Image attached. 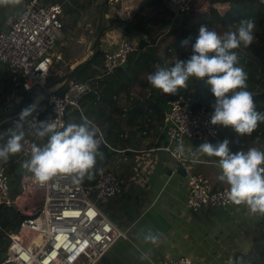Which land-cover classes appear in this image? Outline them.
Here are the masks:
<instances>
[{
	"label": "built area",
	"instance_id": "built-area-1",
	"mask_svg": "<svg viewBox=\"0 0 264 264\" xmlns=\"http://www.w3.org/2000/svg\"><path fill=\"white\" fill-rule=\"evenodd\" d=\"M264 3V0H259ZM176 14L193 11L197 0H166ZM0 4V73L9 70L17 85L6 104L19 102L25 96L45 88L55 62L63 60L57 46L64 37L63 7L57 1L28 0L22 12L7 27L1 25ZM140 41L122 38L117 50L105 53L102 73L89 80L66 82L63 94L48 92L35 105L32 117L48 118L67 124L69 113L82 111L81 102L88 95L101 99L100 80L113 75ZM2 77L0 76V81ZM81 86L84 90L81 91ZM257 104V103H255ZM212 109L197 106L193 91L179 93L169 101L165 116L166 145L162 148L177 164L187 160L176 152L186 139L219 140L222 126L210 124ZM34 135L26 134L25 150L20 161L30 156L31 143L42 144ZM173 153H176L175 155ZM25 172V170H24ZM12 181L7 166H0V225L3 207H15L21 220L7 234L9 245L1 264H99L112 246L127 234L110 220L101 204L123 190V180L113 171L104 170L92 185H74L70 179H54L46 185L21 179L22 192L12 196ZM188 205L198 211L203 207L229 208L228 188L216 187L201 174L188 173ZM153 264H199L189 256L168 257ZM236 264H240L237 262Z\"/></svg>",
	"mask_w": 264,
	"mask_h": 264
},
{
	"label": "crops",
	"instance_id": "crops-1",
	"mask_svg": "<svg viewBox=\"0 0 264 264\" xmlns=\"http://www.w3.org/2000/svg\"><path fill=\"white\" fill-rule=\"evenodd\" d=\"M218 3H226H213L214 9L223 15L215 6ZM130 4H134L133 1L118 0L116 3L115 19L118 21L100 40V48L105 53L117 50L122 38H142L135 32L128 33L125 30L126 23L134 15L132 12L135 5ZM25 5L14 14L2 12V27H7L22 12ZM190 13H175L166 33L187 27L179 21H182V16H188ZM141 101L145 102L147 99ZM121 102L118 99L117 104L124 110L134 106L122 105ZM260 110L258 111L263 112V109ZM143 118L145 131L139 130L141 126L126 130L125 137L130 139L131 144L118 141L112 142V147L105 141L111 150L109 153L115 152L110 161L117 158L119 171L109 169L108 164L102 168L98 177L104 170H111L124 184L122 194L119 193L122 196L118 197V194L111 198L114 200L110 212L106 213L104 209L103 211L127 234V238H120L99 264H153L168 257L181 256H189L199 264H228L230 258L233 264H264V257L258 256L255 251L254 241L257 236L264 234V217L251 214L244 205L233 204L229 208L203 207L198 211L192 210L188 205V173L204 175L216 187L228 188L227 184L217 179L219 169L214 162L218 158L200 156L199 159L204 161L203 163H192L191 153L204 141L186 139L183 156L187 160L179 163V166L185 167L186 170V175L183 176L173 171L177 161L162 149L167 143L165 122L150 111L145 113ZM70 122L75 121L73 119ZM226 138L232 142L229 146L233 152L246 151L251 147L264 151V123H260L251 136L243 137L238 136L230 127H221L219 140L209 142L216 143ZM95 181H84L83 184L89 186ZM121 223L128 225L127 229L120 227ZM145 227H152L164 233L158 244L143 241L140 232ZM142 256L146 258L141 259Z\"/></svg>",
	"mask_w": 264,
	"mask_h": 264
},
{
	"label": "clouds",
	"instance_id": "clouds-1",
	"mask_svg": "<svg viewBox=\"0 0 264 264\" xmlns=\"http://www.w3.org/2000/svg\"><path fill=\"white\" fill-rule=\"evenodd\" d=\"M20 0H0V4H19ZM257 24L254 19H243L235 30L218 33L207 25H201L195 42H181L190 46L187 59L178 57L168 64L157 63L154 71L147 74V82L163 94H177L188 89L190 78L204 81L215 98L210 124L231 128L238 136H251L260 123L264 112L256 110L252 92L248 91V74L240 64L241 46L248 49L256 40ZM84 86H81V91ZM21 101V100H20ZM36 106L21 110L18 120L5 132H0V161L7 162L13 155L25 150L26 134L34 135L42 144L31 143L30 156L22 161L25 170L23 180L46 185L54 179L68 178L74 185L85 179L92 180L97 169V159H104L101 145L105 142L101 129L88 117L81 122L58 123L48 118H33ZM229 139L216 143L205 140L191 153L192 163H203L200 156L218 158L214 163L219 169L218 181L228 185L227 200L236 206L244 205L253 214L264 217V151L255 147L233 152ZM185 153L183 143L177 150ZM174 155L176 153H173ZM140 235L145 243L158 244L164 233L145 227ZM142 256L141 259H145ZM228 264H233L230 258Z\"/></svg>",
	"mask_w": 264,
	"mask_h": 264
},
{
	"label": "trees",
	"instance_id": "trees-1",
	"mask_svg": "<svg viewBox=\"0 0 264 264\" xmlns=\"http://www.w3.org/2000/svg\"><path fill=\"white\" fill-rule=\"evenodd\" d=\"M165 2L166 0H144L141 3L140 8L137 9L131 20L127 22L125 26L126 32H135L142 37L138 50L128 56L127 61L117 69L115 74L105 76L100 80L99 86L102 92L100 100H97L96 96L93 94L88 95L81 102L83 110L81 112H73V114H76L74 118L76 123L81 122L82 115L91 119L101 129L104 134V140L110 146H112V142L117 143L118 141L123 144H131L130 139L125 137L127 129L130 130L133 127L141 126L139 130L145 131L143 117L145 113L148 114L149 110L147 109L149 108L151 109L150 112L152 114H156V116L164 122L167 110H165L162 105L168 106L170 100L183 92V90H180L175 95L163 94L160 90L153 89L147 81L139 79L142 72L154 71V67L152 66L154 63L158 62L163 65L167 61V55L162 57L157 53L158 40L171 24L173 13L170 18L168 17L169 13H171L170 10L166 11L168 14L163 18L157 16L147 18L145 14H143L149 7H163ZM211 2L229 4V9L222 16L217 15V10L213 9L215 21L221 23L222 27L228 29V31L235 30L241 20L248 18L254 19L256 23L264 24V3H261L258 0H211ZM193 10H196L195 6L193 7ZM172 31L171 33L174 32ZM195 31H197L195 28L183 27L180 29L179 38L190 39L191 42L194 43L198 36V31L197 33H195ZM240 49L242 50V52H239L240 64H243V67L247 65V67L244 68L248 74L247 90L255 94L263 93L264 44L258 45L255 49L256 53L253 55L249 52V49H246L243 46H241ZM190 54L191 52L187 55L186 59ZM104 57L105 52L101 50L99 43L89 64L80 71V73L84 70L88 71L86 79H81V81L89 80L102 73L100 67ZM240 64L238 66H240ZM192 80L193 81L188 88L191 87L193 89L197 99V106L200 107L204 105L210 108L214 103L215 98L212 96L209 86L202 80L196 78H193ZM136 81L141 85L150 88L149 97L145 102L136 100L132 108L124 110L118 106L117 101L118 99L121 100L123 95H128L129 89L133 87V84ZM13 91L12 82L3 80L2 78L0 81V103L2 105L6 103L8 97ZM153 97H156V99L154 100ZM262 102H264V98L262 99ZM116 114L121 117L117 123L114 122ZM69 119L70 117L68 118V123ZM123 125H125V127H122ZM3 142L4 141H0V143ZM109 150L110 149L106 150L101 147L104 159H97V169H102L110 163V159L115 152L109 153ZM20 162V153H18L11 156L9 161L4 163V165L7 166L8 173L11 177L13 197L19 195L23 189L21 179L26 173L23 172V170L22 172H18L20 164L22 163ZM100 172L101 171H96L94 178L90 181H93L94 179L96 180ZM84 181L89 180L85 179ZM254 241L256 244V253L258 256L264 257V234L257 236ZM262 243L263 245L261 246Z\"/></svg>",
	"mask_w": 264,
	"mask_h": 264
},
{
	"label": "rangeland",
	"instance_id": "rangeland-1",
	"mask_svg": "<svg viewBox=\"0 0 264 264\" xmlns=\"http://www.w3.org/2000/svg\"><path fill=\"white\" fill-rule=\"evenodd\" d=\"M57 1L62 5L64 11L61 19L65 24V28H64L65 37H63L57 43L58 48L63 53V60L60 62H55L51 71V75L48 79V83L52 82L53 80L57 79L60 75L67 72L74 64L83 60L86 57V55L89 53V49H91L92 47L94 35L97 31L100 22L101 8L104 2V0H57ZM131 1H133L134 4H130V5L131 6L135 5V9L133 10L132 14H135V12L137 11V9L140 8V5L144 0H131ZM26 2L27 0H20L19 4H14V5L3 4L2 12L3 13L10 12V14L17 13L20 11V9H22V7L26 4ZM117 2L118 0H111V4H110L111 7L107 17L106 28L104 33L102 34V36L104 35V37L105 35H107V31L111 29L112 25L115 26L116 22L118 21L115 19ZM168 5L169 4L165 2L164 6L161 8L149 7L145 10L143 14H145L147 18L153 16L163 18L166 14H168V12L166 11L170 10V12H172L174 15L175 12H173L172 11L173 9H171L170 6ZM215 6H217V9L223 14L229 9L228 8L229 4L227 3L224 5H220L218 3L215 4ZM195 8L198 10L192 11L188 16H182V21H179L181 25L183 26L185 25L189 28L190 27L192 28L193 26V28H195L198 32L200 26L206 24L208 27L215 29L220 34H223L225 31H228V29L222 27L221 23H217L214 20L213 17L214 7H213V2H211V0H199L195 4ZM172 13H169L168 15L169 18L172 16ZM217 15L222 16L221 14H219V12H217ZM190 24L192 26H190ZM256 24H257L255 30L256 40H254L253 44L248 48L249 52H251L252 55L256 53L255 49L258 45L264 44V24H259V23ZM173 31H172L173 33L171 32L166 33V31H164V33L160 36L158 40L157 53L159 56L162 57H165V55H167L166 57L169 65H171V63L175 60L176 57H178L179 59H186L187 55L191 52L190 46L187 47L181 46V42L186 40V38L180 39L179 38L180 31L175 29H173ZM197 31H195V33H197ZM139 41H141V39H139ZM157 63H154L152 66L154 67V65ZM240 66L243 67L244 65L240 64ZM246 67L247 65H245V67L243 68ZM148 73L150 72H142L139 76V79L142 81H147L146 77ZM87 74L88 71L84 70L83 72L77 74L74 77V79L76 81H80L81 79H86ZM0 76L3 78V80L11 81L13 84V89L17 87V85L13 83V75L9 70L0 73ZM193 78L189 79L188 87L190 86V83H192ZM183 91L189 92V91H193V89L190 87ZM149 92H150V88L143 86L138 81H136L134 82L133 87L129 89L128 95L127 94L123 95V97L121 98L122 99L120 100L122 101L121 104L122 105L129 104L131 106L135 104L136 100H141V99L146 100L149 97ZM153 99L155 100L156 97H153ZM17 103L18 102H15L9 105L6 103L2 105L0 103V113L6 112L7 110H9V108L15 106ZM255 105L257 111L260 109H261L260 111H262L263 109L264 112V102H262V100ZM162 107L165 110H167L168 108V106L166 105H162ZM147 110L151 111L150 108ZM75 115L76 114H73V112L69 113V117H70L69 122L75 118ZM114 118H115L114 122L117 123L121 117L120 115L118 116L115 115ZM12 126L8 127L7 129L11 128ZM6 130H5V135L7 138ZM116 161H118L117 158L113 159V161H110L108 168L118 172L119 169L117 168V166L119 165V163H117ZM1 163H3V161H0V165ZM22 170L23 169L21 168V164H20V169L18 170V172H22ZM121 194H119L118 197L122 196ZM112 200L114 199H109L101 204L102 208L106 211V213H109L110 210L113 208ZM20 218L21 217L18 213V210L15 207L5 206L3 208V214L1 217L2 222L0 225V251L2 250L4 251L7 249V246L9 245V239L7 237V234L18 226L20 222ZM120 227H122L123 229H127L128 225H124L121 223ZM1 262H2V256L0 255V264Z\"/></svg>",
	"mask_w": 264,
	"mask_h": 264
},
{
	"label": "water",
	"instance_id": "water-1",
	"mask_svg": "<svg viewBox=\"0 0 264 264\" xmlns=\"http://www.w3.org/2000/svg\"><path fill=\"white\" fill-rule=\"evenodd\" d=\"M54 1V0H49ZM111 0H104L102 8H101V18L97 28V31L94 35V40L91 49H89V53L86 57L79 61L78 63L74 64L67 72L60 75L57 79L53 80L52 82L48 83L45 88L37 90L33 92L30 96H25L21 101H19L15 106L9 108L6 112L0 113V132L5 131L8 127L12 126L19 118V113L22 109L30 106L36 105L42 97H46L48 92L57 91L59 94H63L67 90L66 82L74 79V77L80 73V71L85 68L89 62L91 61L98 44L100 43L102 34L106 28L107 17L110 9ZM242 52L241 49L238 50ZM254 97V102L259 103L264 98L263 93H252ZM103 148H109L108 144L105 142L101 145ZM111 151V150H110ZM173 172V171H172ZM170 172V173H172ZM177 172L183 176L186 175L185 167L179 166ZM21 220L24 219L23 216H20ZM2 258L6 256V252L1 253Z\"/></svg>",
	"mask_w": 264,
	"mask_h": 264
}]
</instances>
